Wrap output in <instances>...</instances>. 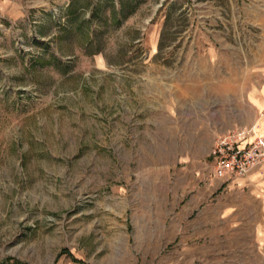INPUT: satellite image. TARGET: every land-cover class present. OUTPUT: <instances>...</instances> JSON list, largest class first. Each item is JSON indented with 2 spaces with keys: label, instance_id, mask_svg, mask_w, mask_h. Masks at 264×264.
Listing matches in <instances>:
<instances>
[{
  "label": "rangeland",
  "instance_id": "obj_1",
  "mask_svg": "<svg viewBox=\"0 0 264 264\" xmlns=\"http://www.w3.org/2000/svg\"><path fill=\"white\" fill-rule=\"evenodd\" d=\"M263 71L264 0H0V264H264L244 199L175 218Z\"/></svg>",
  "mask_w": 264,
  "mask_h": 264
},
{
  "label": "crops",
  "instance_id": "obj_2",
  "mask_svg": "<svg viewBox=\"0 0 264 264\" xmlns=\"http://www.w3.org/2000/svg\"><path fill=\"white\" fill-rule=\"evenodd\" d=\"M261 74L262 75L256 78L257 80L252 82V87L247 90V93L245 95L248 116L247 122L245 124H238L236 122H233L232 124L228 123L226 124V127L222 129L221 132L215 134V136L224 133L228 130H241L253 127V132L255 136H258L260 138L264 148V71ZM207 162L210 167L209 159H207ZM191 170L193 173H196L197 167L193 166ZM207 177L209 178V180L205 179L204 181H202L203 184L198 188L197 192L189 200V204L185 205L183 209L181 206V211H177L178 213L175 214V218L176 220L178 219L179 223L182 222L183 219L182 211H190L191 213H193V208H197L199 202H202L204 198H209V196L213 193L214 190L226 192V194L230 196L229 200L231 201H240L239 199H244V207L246 212L249 214L248 220L255 221V225V219H257V223H260L259 221H264V163L250 170L248 174H246L242 178L218 180L214 176H212L211 167L209 175ZM194 180V187L196 188L199 184V179L197 181V179L194 178ZM232 207L237 208L235 201L231 202L230 208ZM205 212H208L207 209L205 210ZM255 214H258V216L255 217ZM212 219L213 218L211 211V220ZM178 226H180V224ZM180 227L182 230V225ZM183 232L184 231H180L179 233L183 234ZM176 242H180V244H185L184 236H179V238L176 237Z\"/></svg>",
  "mask_w": 264,
  "mask_h": 264
},
{
  "label": "built area",
  "instance_id": "obj_3",
  "mask_svg": "<svg viewBox=\"0 0 264 264\" xmlns=\"http://www.w3.org/2000/svg\"><path fill=\"white\" fill-rule=\"evenodd\" d=\"M208 152L212 176L218 180L242 178L264 163V148L253 127L216 135Z\"/></svg>",
  "mask_w": 264,
  "mask_h": 264
}]
</instances>
